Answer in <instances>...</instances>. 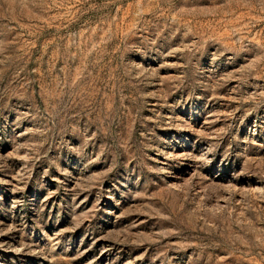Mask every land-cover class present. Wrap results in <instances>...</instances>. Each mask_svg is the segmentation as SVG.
Wrapping results in <instances>:
<instances>
[{
	"label": "rangeland",
	"instance_id": "obj_1",
	"mask_svg": "<svg viewBox=\"0 0 264 264\" xmlns=\"http://www.w3.org/2000/svg\"><path fill=\"white\" fill-rule=\"evenodd\" d=\"M0 264H264V0H0Z\"/></svg>",
	"mask_w": 264,
	"mask_h": 264
}]
</instances>
